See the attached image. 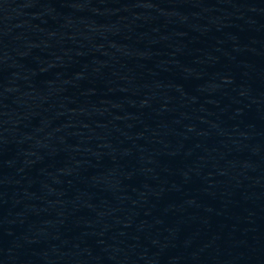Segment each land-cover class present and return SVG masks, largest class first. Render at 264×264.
<instances>
[{
    "label": "water",
    "instance_id": "95a60500",
    "mask_svg": "<svg viewBox=\"0 0 264 264\" xmlns=\"http://www.w3.org/2000/svg\"><path fill=\"white\" fill-rule=\"evenodd\" d=\"M0 264H264V0H0Z\"/></svg>",
    "mask_w": 264,
    "mask_h": 264
}]
</instances>
